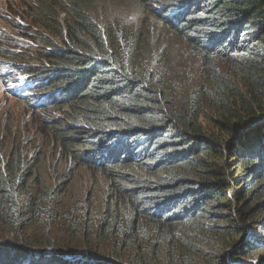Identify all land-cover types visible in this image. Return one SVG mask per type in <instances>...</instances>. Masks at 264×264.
Wrapping results in <instances>:
<instances>
[{"label": "trees", "instance_id": "16d2710c", "mask_svg": "<svg viewBox=\"0 0 264 264\" xmlns=\"http://www.w3.org/2000/svg\"><path fill=\"white\" fill-rule=\"evenodd\" d=\"M53 3L35 9L50 38L40 69L28 65L51 99L67 94L57 110L66 127L51 134L65 156L89 148L92 172L134 188L108 197L91 236V200L78 213L73 203L72 239L83 228L101 247L55 251L46 235L26 236L35 219L48 234L61 190L45 188L20 151L2 150L0 264H120L110 255L121 249L134 252L121 264H264V0ZM182 58L194 63L193 88L174 86L171 63ZM10 234L20 241L3 242Z\"/></svg>", "mask_w": 264, "mask_h": 264}, {"label": "rangeland", "instance_id": "374dc122", "mask_svg": "<svg viewBox=\"0 0 264 264\" xmlns=\"http://www.w3.org/2000/svg\"><path fill=\"white\" fill-rule=\"evenodd\" d=\"M60 1L0 0V154L2 155V150L7 156L12 151H20L23 157L27 158L28 165L34 168L36 178L40 179L45 188L56 187L62 192L56 201L58 207L55 210L59 213L53 217L55 221L50 217L48 234L41 232V223L35 219L28 231L27 239L32 242L41 241L46 235L51 246L56 249L55 251L77 249L91 254L95 252L94 248L101 246H92L93 244H90L86 237L78 235L86 233L83 232V228L76 230L79 239H72L73 234L69 231L71 222L68 220V217L71 216L68 214L70 206L73 203L79 205V208L76 209L78 213L84 210V201L91 200L94 211L90 217L95 225L91 227L92 232L89 233L91 236L93 232H97L98 225L96 224L110 203L108 197L111 198L113 195L112 197L115 199L119 196V190L131 191L134 187L130 182H110V177L107 175L92 172L89 168L92 163L86 162L89 148L79 149L76 158H73L74 154L65 156L66 147L59 145L55 140L56 137L51 134L53 126L66 127L63 113L57 110L64 104L67 94L62 92L61 98H55L54 103L50 105L48 103L52 97L43 101L44 79L42 76H37L36 73H31L28 65L35 72L36 69H40V59L45 52L41 40L50 38L49 34L38 27L39 21L35 9L39 3L45 2L47 5L53 6L55 4L53 2ZM109 13L111 14L109 16L115 18L116 11L110 10ZM139 15L140 17L142 15L140 11ZM64 18L65 14L61 13L60 20L62 22H64ZM158 29L163 31L160 26ZM57 45L58 48L62 47L59 41H57ZM171 65V77H175L174 86L188 85L193 88L194 81L187 74L188 69L194 65L193 61L182 58ZM229 76L238 77L237 71H228V76L225 77L230 78ZM204 82L205 80L200 81V83ZM18 91L21 92V95L18 94ZM208 116L211 119L210 125H208L211 132L219 133L217 128L219 124L211 113H208ZM131 173L132 177H136L135 180L139 179L138 176H142L136 170ZM40 210L44 211L39 208ZM71 211L73 214H77L75 210ZM122 213L124 214L123 211ZM50 214L52 215V211ZM57 232L60 233L59 236L56 235ZM76 233L74 232L75 235ZM3 238L2 241L8 243H13L15 240L20 241V238H15L13 234ZM217 238L219 249L217 251L222 254L224 260H227L231 257V252L220 249L223 243L229 242V239L223 235ZM112 253L113 255L109 254L112 259L123 262L127 259L133 263L131 256L134 255V252L130 249H121ZM251 259L252 257L248 258L249 261ZM120 261L118 262L120 263ZM47 264L54 263L49 261Z\"/></svg>", "mask_w": 264, "mask_h": 264}, {"label": "clouds", "instance_id": "9594fccd", "mask_svg": "<svg viewBox=\"0 0 264 264\" xmlns=\"http://www.w3.org/2000/svg\"><path fill=\"white\" fill-rule=\"evenodd\" d=\"M18 94L21 95V92L18 91ZM50 96H51V94H46V93H44V95H43V99H42V100L45 101L47 98H50ZM55 98H58V97H55ZM55 98H54V99H55ZM54 99H51L50 103H48V104H49V105H50V104H53V103H54ZM58 99H59V98H58Z\"/></svg>", "mask_w": 264, "mask_h": 264}, {"label": "water", "instance_id": "95a60500", "mask_svg": "<svg viewBox=\"0 0 264 264\" xmlns=\"http://www.w3.org/2000/svg\"><path fill=\"white\" fill-rule=\"evenodd\" d=\"M70 260H79V259H82L83 260V257H74V258H69Z\"/></svg>", "mask_w": 264, "mask_h": 264}, {"label": "bare ground", "instance_id": "6f19581e", "mask_svg": "<svg viewBox=\"0 0 264 264\" xmlns=\"http://www.w3.org/2000/svg\"><path fill=\"white\" fill-rule=\"evenodd\" d=\"M127 13V12H126ZM89 258H87L86 260H88Z\"/></svg>", "mask_w": 264, "mask_h": 264}]
</instances>
